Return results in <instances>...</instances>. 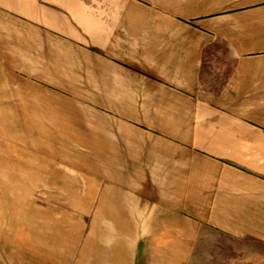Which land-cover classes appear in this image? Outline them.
Masks as SVG:
<instances>
[{"label": "crops", "instance_id": "obj_1", "mask_svg": "<svg viewBox=\"0 0 264 264\" xmlns=\"http://www.w3.org/2000/svg\"><path fill=\"white\" fill-rule=\"evenodd\" d=\"M0 22L79 264H263L240 242L264 245V0H0Z\"/></svg>", "mask_w": 264, "mask_h": 264}, {"label": "rangeland", "instance_id": "obj_2", "mask_svg": "<svg viewBox=\"0 0 264 264\" xmlns=\"http://www.w3.org/2000/svg\"><path fill=\"white\" fill-rule=\"evenodd\" d=\"M7 25L0 22V30ZM0 58V67L6 69V55ZM6 79L0 80V264H79L86 215L46 212L38 173L39 124L11 116L19 103L5 100ZM59 201V210L71 209L62 197ZM240 247V256H264L263 244L240 242Z\"/></svg>", "mask_w": 264, "mask_h": 264}]
</instances>
